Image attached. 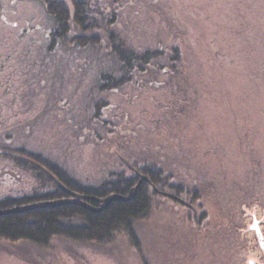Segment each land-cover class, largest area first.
Returning a JSON list of instances; mask_svg holds the SVG:
<instances>
[{"label":"rangeland","instance_id":"rangeland-1","mask_svg":"<svg viewBox=\"0 0 264 264\" xmlns=\"http://www.w3.org/2000/svg\"><path fill=\"white\" fill-rule=\"evenodd\" d=\"M98 2L101 28H74L70 37L98 34L101 43L70 40L52 54L42 5L0 0L10 23L0 17V147L25 146L84 185L161 169L150 212L134 223L139 245L125 231L103 244L0 239V264L264 263L251 227L257 220L264 235V0ZM109 30L136 52L165 56L103 90L104 73H123L109 54ZM50 189L0 155V198Z\"/></svg>","mask_w":264,"mask_h":264},{"label":"trees","instance_id":"trees-1","mask_svg":"<svg viewBox=\"0 0 264 264\" xmlns=\"http://www.w3.org/2000/svg\"><path fill=\"white\" fill-rule=\"evenodd\" d=\"M34 1L42 5L52 22L46 33L44 48L47 53H59L65 47H69L70 40L82 47L101 43V36L98 34L70 37L74 28H78L84 33L101 28L97 17V14H102L99 9L101 4L98 0ZM0 13L4 15V12L0 11ZM3 15H0L1 20L4 19L5 23H9ZM110 20L116 22L115 15ZM111 31L109 30L107 44L109 54H112L121 63L123 73L120 78L108 72L104 73L100 77L103 90L120 88L130 82L135 72L144 73L150 63H155L156 58L165 56L161 49L154 51L146 48L142 52H136L119 35L117 36ZM174 60H178V58L173 57L172 61ZM168 66L169 63L160 64L159 69L161 72H165L167 70L165 68ZM172 67L176 68L174 64ZM0 155L14 158L18 165L35 170L42 182L46 180L52 182V189L45 193L36 192L31 195L0 198V210L69 196L37 163L53 173L69 190L94 198L89 202L96 206L99 204L95 200L96 198H103L113 193L126 195L139 181L136 174L118 175L115 180L107 181L100 186L84 185L70 177L57 164L49 162L40 155L28 153L25 146H1ZM134 166L136 167L135 164ZM141 173L148 176L154 185H158L156 180L162 175L161 169L152 165L142 167ZM150 186L148 182L143 181L133 199L114 200L100 212L91 211L78 204L65 203L57 206L38 207L23 212L0 214V239L24 240L38 246L49 245L55 237L103 244L112 241L117 232L125 231L133 244L138 246L139 240L134 223L146 218L150 212L152 200ZM153 193L155 192L152 191Z\"/></svg>","mask_w":264,"mask_h":264},{"label":"water","instance_id":"water-1","mask_svg":"<svg viewBox=\"0 0 264 264\" xmlns=\"http://www.w3.org/2000/svg\"><path fill=\"white\" fill-rule=\"evenodd\" d=\"M263 46H264V39H263ZM122 160L128 167L134 169V167L131 165V163L127 159L122 158ZM37 164L42 169H44L46 171V173H48V175L68 193L69 196L64 197V198H60V199H54V200H48V201H39V202L27 204V205H21V206L13 207L10 209L0 210V214L23 212V211L38 208V207L57 206L60 204H65V203L78 204V205H81V206L91 210V211L100 212V211L104 210L109 205V203L114 201V200H125V201H127V200L133 199L135 197L137 191H138L140 184L143 182V180H148V176L141 175L138 183L129 190L128 194L120 195V194L113 193V194H110V195L103 197V198H96L95 200L99 203L98 206H96V205H93L89 202V200L94 199V198L69 190L61 181H59L57 179V177L53 173H51L43 165H41L39 163H37ZM155 189H157V188L155 187ZM162 193L166 196H169V197L179 201L180 203L191 205L190 202L182 199L180 196H178L176 194H173V193L167 192V191H164ZM251 227L256 230L257 235H258V239H259V244L262 247V249L264 250V235L261 231V228H260L258 221L255 220L254 225H252ZM250 264H262V263L251 260Z\"/></svg>","mask_w":264,"mask_h":264},{"label":"flooded vegetation","instance_id":"flooded-vegetation-1","mask_svg":"<svg viewBox=\"0 0 264 264\" xmlns=\"http://www.w3.org/2000/svg\"><path fill=\"white\" fill-rule=\"evenodd\" d=\"M141 169H142V168H139V169L134 170L135 173H136V175L139 177V179H140L141 175H143V174L141 173ZM143 181H146V182H148L150 185L155 186V185L150 181L149 177H148V180H143ZM193 200H194L193 197H191V198L189 199V201L192 202V203H193ZM191 207H193V206H191ZM261 263H263V262H261ZM263 264H264V263H263Z\"/></svg>","mask_w":264,"mask_h":264}]
</instances>
